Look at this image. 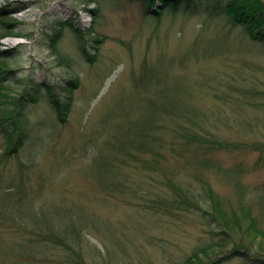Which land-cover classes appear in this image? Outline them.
<instances>
[{
  "label": "rangeland",
  "instance_id": "374dc122",
  "mask_svg": "<svg viewBox=\"0 0 264 264\" xmlns=\"http://www.w3.org/2000/svg\"><path fill=\"white\" fill-rule=\"evenodd\" d=\"M6 2L0 0L1 4ZM32 3L14 15L21 21L15 30L23 35L3 38L0 49L10 46L18 49L17 56L5 59L8 63L6 67L14 69L18 74L14 77H18L20 82L10 78L5 80L6 86L43 83L38 99L25 109L30 125L25 144L35 146L30 152L40 153L35 158V171L30 174L27 183L36 186L41 171L43 175L50 176L48 184L43 186L45 196H49V200L43 203L47 210L50 211L55 203L60 204L61 200L67 204L77 202L82 203L84 213L102 219V223H95L101 227L100 232L93 227L84 228L85 238L107 256L106 261L100 259L99 264H179L193 247L209 240L216 228L223 229V225H218L217 221L210 225L204 212L193 208L174 212V216L154 215L150 211L145 213L140 209L144 208L140 196H136L134 201L126 196L112 197L100 190L83 171L85 163L94 158L97 144L104 141L105 136L121 133L115 127L124 116H132V112H135V117L143 114L144 106L148 104V91L145 90L148 80L143 86L140 85L147 75L140 68L158 56L161 58L156 63L159 71H166L169 76L180 75L187 91L191 90L189 104L208 110L212 121L209 127L212 126L214 133L237 144L259 141L258 149H218L213 152V165L207 167L201 163L205 157L204 149L195 144L187 151L165 152L161 164L174 172L185 170L183 173L188 174L189 171H200L213 185L222 202L221 208L228 213L230 205L240 206V202L245 206L250 205L251 212L257 218V223L252 227L256 226L257 231L248 226V221L234 217L232 220H239L244 230L235 231V234H244L245 240L255 241V249L264 256V238L260 236L261 232L264 233V125L241 124L236 117L238 113L231 106L236 102L222 101L220 96V84L222 89L226 88L225 77L236 72V61L245 60L244 65L246 62L254 65L252 68L244 66L241 76L233 82L237 84L244 76L247 86L255 84L264 88V41H252L250 36L243 35L240 26L231 32L223 30L220 18L213 21L219 28L207 26L204 23L205 14L197 11L191 15L181 12L175 17L167 12L156 22V19L146 16L139 0H97L86 5L82 0H50L43 7L36 0ZM94 8L98 11V17L90 10ZM61 20H69L74 27L80 28L88 40H98L87 42L86 49L82 50L80 45L84 42H79L72 30L64 28L60 46L71 57L68 64L51 54L49 37L45 35L46 31L52 33ZM91 26L97 29L89 33ZM208 27H211L210 30ZM218 32L229 41L214 39L212 46L230 47L226 49L228 64H223L218 57L206 55L205 59L203 55L195 54L183 58L181 50L192 52L194 44L202 49ZM176 52H179L177 59H173L171 54ZM221 68L226 69L225 72ZM213 72L215 76L209 85L213 92L208 87L201 89L200 76L207 77ZM48 89H52L57 102L69 105L67 110H63L62 117L50 101ZM20 90L23 91V88L20 87ZM217 103L225 106L227 117L221 123L213 120V107L218 106ZM242 108L243 115L249 121H255L256 117L264 114V108H250L249 104ZM25 144L19 155L8 160L6 168L13 178L18 158L24 157ZM206 156H211V150ZM51 162L55 167H51ZM232 168L237 173L234 177L226 174ZM131 169L135 172L132 174L135 179L144 175L143 170L137 172ZM4 177L7 178L6 174L0 177V187L7 184ZM53 199L55 203H52ZM213 218L221 222L214 211ZM154 220L156 225H153ZM234 242L243 244L237 237ZM219 264L246 262L234 256Z\"/></svg>",
  "mask_w": 264,
  "mask_h": 264
},
{
  "label": "trees",
  "instance_id": "16d2710c",
  "mask_svg": "<svg viewBox=\"0 0 264 264\" xmlns=\"http://www.w3.org/2000/svg\"><path fill=\"white\" fill-rule=\"evenodd\" d=\"M32 1L7 0L0 5V41L10 35H23L15 30L21 21L14 14L30 6ZM47 1L50 0H36L37 3L41 2L42 7ZM96 1L82 0V3L86 5ZM139 1L143 4L146 16L156 19V22H159L161 16L167 12L175 17L181 12L191 15L193 11H197L205 14L204 23L207 26L219 28L213 21L220 18L223 30L231 32L233 28L240 26L243 28V35L250 36L252 41L256 39L264 41V4L260 0ZM90 10L95 16H99L97 9ZM59 23L52 33L46 31L45 35L49 37L51 54L61 62L67 64L71 62L70 55L62 51L60 46L64 28L72 30L79 42H84L80 45L82 50L86 49L87 42L98 41L97 38L88 40L86 34L81 33L80 28L74 27L69 20H61ZM210 28L208 27L209 30ZM96 29V26H91L88 32H94ZM214 39L227 40L218 32V35L207 41L208 45H204L202 49H198V44H194L192 52L191 50L180 52L183 58L195 54L203 55L205 59L206 55L218 57L223 64H228L226 49L230 47L215 48L212 46ZM16 51H18L16 47L0 49V177L4 174L7 176L4 177L6 186L0 187V264H99L100 259L105 262L107 256L100 253V249L93 246L84 235V228L87 227H93L92 229L100 232L101 227L99 228L95 223H102V219L84 213L82 203L67 204L64 200L57 205L53 199L52 203L55 204L48 211L43 203L49 200V196H45L43 186L50 181V176L43 175L42 171L37 177L36 186L28 184L30 174L35 171V158L40 153L30 152L35 146L31 144L28 147L25 144L30 130L25 109L38 99L43 83L6 86L5 80L10 78L17 83L20 82L18 77H14L18 75L14 69L6 67L8 63L5 58L17 56ZM177 53L179 52L171 54L173 59H177ZM159 59L161 58L156 56L152 62H147L140 68V71L147 73L146 80L140 85L143 86L148 80L145 87L148 91L146 95L148 104L144 106V115L135 117V112H132V116H124L115 127L121 133L105 136L104 141L97 144L98 149L94 158L83 166V171L95 181L100 190L112 197L126 196L134 201L136 196H140L141 205L144 206L140 209L145 213L150 211L154 215L174 216V212L193 208L202 210L210 225L213 226L215 221L218 225H223V229L216 228L213 231V236L209 240L193 247L191 253L185 256L183 261H179V264H219L234 256L243 258L246 264H264V256L255 249V241L245 240L244 234L241 236L235 234L244 230L239 220H232L234 217L248 221V226L257 231L256 226L252 227L257 223V218L251 212L250 205L245 206L241 202L240 206L230 205L228 213L226 209L221 208L219 194L200 171H189L188 174L183 173L185 170L174 172L170 167L161 164L165 152L175 153L176 151L173 150L180 151V149L187 151L192 144H195L204 149L205 157L201 163L203 162V166L207 167L213 165V152L216 150L258 149L259 141L237 144L214 133L212 126L209 127L211 120L208 110L203 108L201 110L189 104V99L192 97L191 90L187 91L180 75L169 76L166 71L161 73L156 66ZM244 62L245 60L235 62L236 72L229 73L225 77L228 84L225 89H222L220 84L222 90L220 96L222 101L236 102L231 106L238 113L236 117L241 124L264 125V114L256 117L255 121H249L242 113L245 104H249L250 108H264V88L261 89L255 84V86L251 84L247 86L244 76L237 84L233 82L235 78L241 76L244 66L252 68L254 65L252 62H246L244 65ZM214 76V72L207 77L200 76V88L208 87L209 90ZM234 89L236 91H233ZM51 90H47L49 99L54 104L57 114L62 117L63 110H67L69 105L57 102ZM218 103V106L213 107V120L221 123L227 116L224 113L225 106ZM134 110L138 109L134 108ZM24 144V157L18 158L13 178L6 166L12 156L19 155ZM210 150L211 156L207 157L206 154ZM52 163L53 168L55 165L53 166ZM131 168L137 172L143 170L144 175L135 179L132 175L135 172ZM230 171H226V174L233 177L237 174L233 168ZM262 204L264 206V196ZM213 211L221 222L213 218ZM154 221H152L153 225H156V220ZM260 234L261 238H264V233ZM236 237L243 244L234 242ZM232 244H235L234 247L231 246Z\"/></svg>",
  "mask_w": 264,
  "mask_h": 264
},
{
  "label": "water",
  "instance_id": "95a60500",
  "mask_svg": "<svg viewBox=\"0 0 264 264\" xmlns=\"http://www.w3.org/2000/svg\"><path fill=\"white\" fill-rule=\"evenodd\" d=\"M262 3H264V0H260Z\"/></svg>",
  "mask_w": 264,
  "mask_h": 264
}]
</instances>
